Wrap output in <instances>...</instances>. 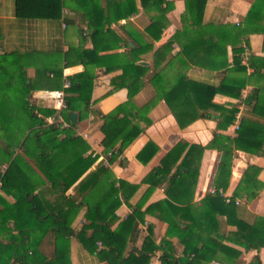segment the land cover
I'll return each mask as SVG.
<instances>
[{
  "label": "trees",
  "instance_id": "obj_1",
  "mask_svg": "<svg viewBox=\"0 0 264 264\" xmlns=\"http://www.w3.org/2000/svg\"><path fill=\"white\" fill-rule=\"evenodd\" d=\"M81 2L80 9L84 12L90 34L93 35L102 22L99 17V3L97 0ZM87 2L90 4L86 8ZM140 3L145 10L148 6L155 9L156 15L151 16L150 24L143 32H130L126 29V32L132 36L134 42L132 50L136 56L152 50L154 40L160 38L168 24L165 17L169 7L167 1L140 0ZM205 3L206 0L185 1V11L188 14L183 15L181 20H185V23L187 21L189 26L184 25L183 30L176 31L166 43L169 48L172 43L177 42L182 50L171 57L161 70L155 72L150 82L157 94L168 104L180 127L186 126L196 118H207L210 114L209 110H214L218 112L217 128L225 129L235 120L237 110L218 105L212 101V98L216 92L238 96L239 90L244 85L242 78L226 76L218 85H212L189 79L183 70L188 65L187 60L184 59L187 55L184 36H188L187 40L190 38L202 40L203 42L198 41V43L204 44L205 47L207 39H204L203 34L218 27L216 24L203 22ZM63 5L64 0H15L16 14L22 17H59ZM136 11L137 7L134 4L125 8V12L114 19L120 16L128 17ZM262 21H264V0H255L246 14L244 25L233 26L232 29L238 38L250 31H260L264 34ZM191 27L194 29L189 34ZM143 36H147V41ZM237 44V42L232 43L235 66L239 64L240 55L244 51L243 47H236ZM160 53V50H156L154 57ZM22 56L23 54L16 50L0 52V127L11 129L14 134L17 130L22 133V138L17 144L18 152H10L7 144L1 149L3 157L0 158H4L9 163L4 173L0 174L1 188L7 192L13 190L15 202L10 204L0 196L2 205L0 264H71L69 243L72 237L78 238L90 252L96 251V241L100 240L102 247L98 249L99 257L106 259L108 264H147L151 254L156 250H161L160 264H208L212 260L235 264L240 253L222 243L223 222L219 219L221 216L230 215L237 218V224L236 229L225 237L226 240L253 249H259L264 244V242L251 241L257 239L253 232L246 235L244 231L246 222L237 216L235 196L232 195L229 202H226L219 192L220 187L224 188L228 184L235 150L261 153L259 151L261 145L257 137L259 134L263 135V125L242 119L236 137L230 139L218 134L213 136V141L208 146L217 148L221 152L214 183L216 188L212 195H205L198 203L193 202V194L184 200L177 198L175 194L184 193L183 190L188 184L196 185L199 161L206 146L188 145L184 141H179L166 153L161 167L151 173V176L156 178L154 184L167 181L164 189L166 197L149 205L145 211L140 210V204H135L132 212L115 229H111L110 224L115 217L114 209L120 204V201H117L119 192L126 198L132 186L126 188L124 186L126 183L119 181L120 187L115 188L112 183L111 186H114L112 196L110 193H104L92 200V189L97 188L107 172V168L100 164L78 182L81 200L76 201L73 195H65V192L91 167L95 159L93 156L84 155L88 145L81 137L75 135V124L70 122L68 114L76 111L78 119L82 120L92 111L90 94L95 74L90 71L88 63H103L114 60L117 56L97 55L95 49L78 51L84 70L70 77L71 85L65 90L67 106L62 111V115L70 124L67 129H58L54 125L46 124L45 117L52 115L53 109L36 107L30 103V94L35 90V85L27 74ZM257 58L255 56L248 58V65L253 70L258 67ZM176 61L181 62V68L170 78H166L167 71L173 70L171 66ZM119 66L122 68V74L118 77L121 82L117 83L113 80V83L116 87L128 86L137 78L136 67L133 63H120ZM237 68L244 70L245 66L239 65ZM108 70L109 67L106 66V71ZM130 73L132 74L128 77ZM61 75V70L58 69L54 71L53 78L59 80ZM135 110L138 108L131 100H127L105 114L92 111L98 113L103 120L101 144L104 152L111 151L109 161L119 156L149 124L146 117L135 113ZM38 112L43 114L39 115ZM139 121L145 123L143 127ZM61 132H65L63 137L60 135ZM150 146L153 144L147 142L138 154L140 155ZM192 153L198 155L197 164L195 163L194 166L188 164ZM176 163V168L171 173V168ZM34 174H38L39 181L34 180ZM47 184L52 191L62 197L64 202L62 206L48 208L43 212L37 207V195L35 197L31 193L34 189ZM82 207L86 209L85 223L76 230L71 227V222ZM152 210H160L158 217L168 224L165 237L158 245L155 244L150 238L152 226L148 225L149 236L144 239L141 249L124 252L122 249L126 241L125 235L129 232L133 235L136 231V218L143 219L144 212H152ZM10 219L14 220V225H8ZM89 230L91 232L88 234ZM173 236H177L182 245L180 256H176L174 245L169 239ZM249 264H260L258 256L256 255Z\"/></svg>",
  "mask_w": 264,
  "mask_h": 264
},
{
  "label": "crops",
  "instance_id": "obj_2",
  "mask_svg": "<svg viewBox=\"0 0 264 264\" xmlns=\"http://www.w3.org/2000/svg\"><path fill=\"white\" fill-rule=\"evenodd\" d=\"M81 1L83 0H64L59 17L36 18L17 15L15 0H0V52L16 50L23 54L22 61L27 67V74L35 85V90L30 94V103L36 107L51 109L48 106L50 105L49 100L41 97L42 91L61 89L64 79L70 80V77L84 70V65L78 57V51L95 49L97 55H116L117 57L103 63H88L90 71L95 74L90 94V109L93 112L105 114L117 105L131 100L139 110V112L135 110V113L142 114L149 122L145 130L134 138L119 156L109 161L111 154L104 152L101 144L103 120L100 115L91 111L82 120H79L77 115L75 135L81 137L88 145L84 155L93 156L95 159L91 167L66 190L65 195H73L76 201L81 200L82 195L77 186L78 182L89 171L95 170L96 166L103 165L107 168V172L101 178L100 183H97V188L92 189V200L104 193H110L112 196L114 186L115 188L120 187L119 181H124L126 188L132 186L126 198L122 197L119 192L117 201H120V204L114 209L115 217L110 224V228L115 229L132 212L135 204H140V210L145 211L149 205L162 201L166 197L164 189L167 181L163 180L160 184H154L156 178H153L151 173L161 167L166 153L179 141H184L188 145L206 146V148L199 161L196 185L188 184L183 190L184 193H177L175 196L184 200L193 194V202L198 203L205 195H212L216 188L214 183L221 157V152L217 148L208 146L213 141V136L218 134L230 139L236 137L237 130L234 124L242 119L264 126V34L260 31H250L238 38L232 29L233 26L244 25L246 14L255 0H206L203 8V22L218 26H212L217 28L203 34L204 39H207V45L203 47L204 44L198 43L202 40L192 38L187 40L188 36L183 35L185 37L183 42L187 44V55L184 59L188 64L183 70L189 79L212 85H218L226 76H234L243 80L244 85L239 90L238 96L224 92H216L213 95L214 103L237 110L235 120L225 129L217 128L218 112L214 110H209L210 114L207 118H196L186 126L180 127L170 107L157 94L150 82L152 75L161 70L171 57L182 50L177 42L172 43L169 48L166 43L176 31L183 30V26L188 23L181 20L183 15L188 14L185 11L187 0H165L169 3L165 14L168 24L163 29L160 38L154 40L153 49L144 51L139 56L133 53L134 42L126 29L130 32H143L150 24L151 16L156 15L155 9L148 6L145 10L140 0H97L99 17L102 22L96 29L97 32L91 35L88 20L80 9ZM89 4L87 2L86 8ZM134 4L137 7L136 12L125 18L120 16L114 19L122 15L125 8ZM262 23L264 24V21ZM193 29H190L188 33L191 34ZM146 37L143 36V39L147 41ZM236 42L238 43L236 47L240 46L248 50V57H258L256 68L258 71L253 70L248 63L245 65L244 51L240 55L239 64L235 66L232 43ZM216 45H218L217 48H215ZM156 50H160L161 53L154 57ZM139 61H144L146 64L142 65ZM120 63H133L136 67L137 78L128 86L116 87L113 83V80L117 83L121 82L118 78L122 74ZM239 65L245 66V69H238ZM106 66L109 67L108 71H106ZM181 66V62L176 61L171 66L173 70L167 71L166 78H170ZM58 69L61 70L62 75L59 80H55L54 71ZM74 112L77 114L76 111ZM139 122L143 127L145 123ZM61 133L63 137L65 132ZM257 139L261 145L259 149L261 153L253 154L235 150L231 160L228 184L224 188L220 187L224 195L230 197L233 195L238 201L235 203L238 208L237 216L246 222L244 227L246 235L253 232L257 236V239L251 240L253 243L264 242V153L262 152L264 151V132L263 135L259 134ZM147 142L152 143L153 146L148 147L139 155V151ZM187 149L188 147L185 151ZM197 159L198 155L192 153L188 164L194 166ZM177 163L171 168V173L175 170ZM8 164L6 161L0 166V174L4 173ZM33 176L34 180L39 181L38 174ZM112 183L114 186H111ZM12 191H5L1 188L0 182V196L10 204L15 202ZM31 195L35 197L37 195V207L43 212L48 208L62 206L64 202L58 193L50 189L49 184L34 189ZM1 206L0 203V208ZM85 211V207L79 210L71 222V227L76 230L81 228L85 223ZM159 214L160 210L146 211L143 219L136 218V231L133 235L130 232L125 235V245L121 249L124 252L130 249L133 251L141 249L148 235V225L152 226L150 238L158 245L165 237L168 226L165 220L158 217ZM219 219L224 223L221 228L224 236L222 243L240 253L235 264H249L256 255L260 264H264V244L259 249H253L226 240L225 237L236 229L237 218L230 215L221 216ZM8 225H14V220L10 219ZM90 232L89 230L88 234ZM169 239L174 245L176 256H180L182 245L178 237L173 236ZM97 241L96 251L90 252L78 238L72 237L69 243L71 264H108L106 259L99 257ZM160 253L161 250H156L151 254L147 264H160ZM208 264L228 263L212 260Z\"/></svg>",
  "mask_w": 264,
  "mask_h": 264
},
{
  "label": "built area",
  "instance_id": "obj_3",
  "mask_svg": "<svg viewBox=\"0 0 264 264\" xmlns=\"http://www.w3.org/2000/svg\"><path fill=\"white\" fill-rule=\"evenodd\" d=\"M248 50L245 49L243 56L245 59V65L248 63ZM249 66V65H248ZM71 83L69 79H64L62 88L61 89H45L41 93V97L45 100H49L50 105H48L51 109L54 110V113L52 115H48L45 118L46 124L47 125H54L58 129H64L69 126V122L63 117L62 111L66 108L67 104L65 102V95L66 92L65 90L70 87ZM239 127V123L236 122L234 124V128L237 130ZM108 154H111V151L108 152ZM215 191V190H214ZM221 195H224V191L221 189L219 190ZM222 195V196H223ZM226 202H229L230 196L224 195ZM235 203H238L237 200H235ZM97 247L98 249L102 247V243L100 241H97Z\"/></svg>",
  "mask_w": 264,
  "mask_h": 264
},
{
  "label": "rangeland",
  "instance_id": "obj_4",
  "mask_svg": "<svg viewBox=\"0 0 264 264\" xmlns=\"http://www.w3.org/2000/svg\"><path fill=\"white\" fill-rule=\"evenodd\" d=\"M21 138H22V133L19 130H17V133L14 134L11 129L0 127V157H3L1 149L5 144L8 145L9 147L8 149L10 150V152H18L19 149L17 144ZM5 162L6 161L4 160V158L1 159L0 166Z\"/></svg>",
  "mask_w": 264,
  "mask_h": 264
},
{
  "label": "water",
  "instance_id": "obj_5",
  "mask_svg": "<svg viewBox=\"0 0 264 264\" xmlns=\"http://www.w3.org/2000/svg\"><path fill=\"white\" fill-rule=\"evenodd\" d=\"M139 63L142 65L146 64L144 61H139ZM68 116L71 123L75 124L77 122V114L75 112H69Z\"/></svg>",
  "mask_w": 264,
  "mask_h": 264
}]
</instances>
